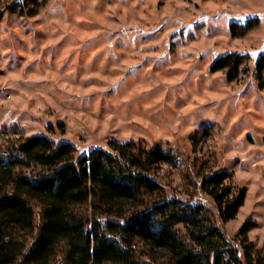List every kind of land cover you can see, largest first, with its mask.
Here are the masks:
<instances>
[{
  "label": "rangeland",
  "instance_id": "rangeland-1",
  "mask_svg": "<svg viewBox=\"0 0 264 264\" xmlns=\"http://www.w3.org/2000/svg\"><path fill=\"white\" fill-rule=\"evenodd\" d=\"M2 10L0 147L35 135L78 154L109 141L169 144L181 162L160 171L168 191L195 192L211 207L194 191L197 177L230 173L245 199L218 224L233 240L251 222L248 241L264 250V89L254 76L264 0H46L29 17ZM229 53L249 57L232 83L209 72Z\"/></svg>",
  "mask_w": 264,
  "mask_h": 264
},
{
  "label": "trees",
  "instance_id": "trees-1",
  "mask_svg": "<svg viewBox=\"0 0 264 264\" xmlns=\"http://www.w3.org/2000/svg\"><path fill=\"white\" fill-rule=\"evenodd\" d=\"M45 1L0 6L29 17ZM248 61L229 53L209 72L225 71L232 83L248 73ZM254 76L263 90L264 47ZM180 162L169 144L142 140L109 141L84 154L43 135L7 143L0 147V264H264V250L247 238L251 222L233 240L218 224L236 218L246 190L217 171L193 185L211 207L195 192H169L160 171Z\"/></svg>",
  "mask_w": 264,
  "mask_h": 264
}]
</instances>
